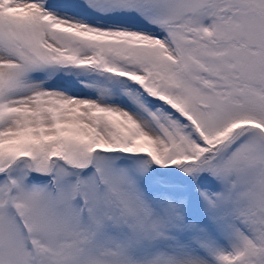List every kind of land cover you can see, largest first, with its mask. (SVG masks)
<instances>
[{
    "label": "snow or ice",
    "instance_id": "6c2138e0",
    "mask_svg": "<svg viewBox=\"0 0 264 264\" xmlns=\"http://www.w3.org/2000/svg\"><path fill=\"white\" fill-rule=\"evenodd\" d=\"M0 264H264V0H0Z\"/></svg>",
    "mask_w": 264,
    "mask_h": 264
}]
</instances>
